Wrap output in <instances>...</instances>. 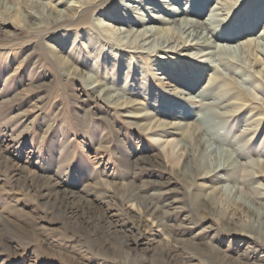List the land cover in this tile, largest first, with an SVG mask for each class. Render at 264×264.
<instances>
[{
    "label": "rangeland",
    "instance_id": "obj_1",
    "mask_svg": "<svg viewBox=\"0 0 264 264\" xmlns=\"http://www.w3.org/2000/svg\"><path fill=\"white\" fill-rule=\"evenodd\" d=\"M20 1L7 5L19 6ZM197 1L196 9H202L201 19L227 18L224 31L238 35L237 42L242 45L249 38L264 34V0ZM66 2L80 9L76 0ZM117 4L118 0H105L98 9L91 10L85 21L57 30L48 27L45 32L41 30L42 37L20 25L25 20L31 22L26 11L19 8V16L11 17L0 8V264H264V219L258 220L238 207L227 193L217 192V184L211 178L196 176L198 171L190 167V160L199 153H187L182 147L183 134L162 130L146 133L111 108L106 114L99 106L84 112L81 99L75 97H85L82 83L61 74L51 60L47 44L68 52L75 45L72 40L65 45L62 35L80 37L74 53L79 59L77 65L91 70L95 57L89 55L87 45L89 38L94 37L95 48H104L103 54L106 52L103 57H118V74L111 71V60H103L100 67L105 70L100 68L99 78L111 79L115 75L120 87L126 85L135 91L130 94L133 98H148L153 103L148 109L156 112L165 111L163 105H155L156 101L176 98L171 103L172 110L177 111L183 96H187H174L173 86L162 84V80L172 81L178 89L189 92L193 84L187 86L185 78L197 80V91L214 79L218 85L209 90L211 97L229 92L231 89L225 84L235 83L264 98V80L258 73L264 71V60L252 66L247 48L238 55L246 68L213 58L208 63V56L202 53L186 57L184 53L159 51L152 55L147 49H139L145 53L123 49L121 45L128 38L119 42L115 36L111 35L109 40L105 35L111 34L112 27H131L115 21L116 16H122L121 21L126 22L136 16L124 9V14L118 11L116 8L122 7ZM171 6L192 5L189 0H162L151 11L164 13L165 7ZM249 23L255 24L252 34ZM137 28L142 27L135 25L134 29ZM246 31L247 35H241ZM129 62L134 64L132 72ZM144 70L154 76L147 83L142 79ZM171 75L183 79L182 82L176 83L169 78ZM246 104L248 107L241 115L235 120L231 118L230 126L219 128V133L229 129L233 140L249 146L243 162L264 160V109L257 102ZM201 109L207 107L203 105ZM111 118L112 121L107 120ZM257 120L256 124L251 123ZM248 122L252 126L259 123V132L251 140L241 139L239 135L249 128ZM252 135L249 133L248 138ZM215 155L209 158L215 159ZM34 174L59 178L58 189L86 196L114 222L116 230L108 235L103 233L104 229L95 231L85 221L88 218L82 205H76L73 213L55 206L54 191L45 183H32ZM258 180L250 186L259 185ZM226 182L234 184L235 180ZM136 191L140 198L129 200L128 196ZM158 192L163 193L157 195ZM149 196L164 206L165 214L160 215L165 216L162 222L166 226L143 213L142 202ZM251 231L257 238L249 237Z\"/></svg>",
    "mask_w": 264,
    "mask_h": 264
},
{
    "label": "bare ground",
    "instance_id": "obj_2",
    "mask_svg": "<svg viewBox=\"0 0 264 264\" xmlns=\"http://www.w3.org/2000/svg\"><path fill=\"white\" fill-rule=\"evenodd\" d=\"M4 1L0 0V8L3 13L7 14V16L12 14L11 17H18L19 13L17 10L19 8L26 11L28 15H31V22L25 20L24 23L20 25H23V27H26L36 35L42 34V37L44 33L41 30H44L45 32V29L48 27L57 30L60 27L70 25L74 22L76 23L77 21H85L89 17L91 10L98 9L99 5L105 0H76V2L80 4V9L74 5L68 4L66 0H55V2L58 1L56 4H53L54 2L52 0H21L19 6H16L15 4L11 6L7 5L8 2H14L15 0ZM118 1L119 5L117 4L116 6L122 7L116 8L118 11L123 13L121 10L124 9L130 15H135L136 18L131 19L132 23L131 21H121L122 16L115 15L118 18L115 19V21H118V23L121 22V24L123 22L131 27L123 28L119 26L116 30H113V27L109 28L111 34L109 36L105 35V38L111 40L110 36L113 35L115 36V41L118 40L119 42L124 38H128V40L121 45V48L123 49L132 48V51L135 53H145L144 51H139V49H147V53L152 55H155L159 51L184 53V56L186 57H194L199 53H202L203 56H208L207 60H205L208 63L211 62L209 59L213 58L215 61H219L223 64L246 68L243 67L244 65L238 58V55L244 50V48H247L251 55L252 66L258 65L264 60V43L262 42L264 34H260L256 38H249L246 44L242 45L241 43H238V35L228 33L229 30L226 32L224 31V29L227 28L225 22L228 20L227 18L222 20H213L214 17L201 19L203 16L201 13L202 9H196L199 4L197 0H189V3L192 5L191 7H165L163 10L165 11L164 13H153L151 11L155 6L157 7L158 1L162 0ZM221 4L224 5V3ZM58 5H63L64 8L57 9ZM249 24V29L251 30L250 33L252 34L255 32L253 28L255 24ZM133 25L141 26L142 28L134 29ZM228 28H230V26H228ZM218 33L222 34L218 35ZM247 34L246 31L241 35ZM62 37L66 38V40H64V42L66 41L64 43L65 45L70 42L69 40H72L75 46H72L68 53L63 47L47 44V47H49L48 53L52 62L59 67L63 76L67 79H77L82 83V89L85 91L86 95L84 98H80V96L75 97L81 99L80 107H83L84 112L89 113L93 108L99 106V108L102 107L105 109L103 114H106L111 108L116 111V113L119 112L123 114L127 118L126 122H129L133 127L146 133L161 130L174 134L182 133L184 138V142L181 141L182 147L187 150V153H190L191 156L192 150L193 153L195 150L199 153L197 156L195 154L190 160V167L195 168V171H198L196 176L211 178L217 184V186L214 187L217 192L227 193L231 196V202L237 204L238 207L245 208V210L249 211L258 220L264 219V160L254 158L243 162L242 157L249 152V146L247 147L246 143L239 142L238 139L237 141L233 140L230 137L229 129L226 130L225 133H219V128L224 125L230 126L231 118L235 120L241 111L243 112V110L248 107V104L246 103L249 101L252 103L257 102L259 108L264 109L263 97L255 96L251 89L241 87L235 83H232L231 85L226 82L225 85H228L227 88L231 90L226 93L221 92L217 96L211 97L209 95V90L218 85L214 79L211 80L204 89L197 91L195 90V83H197V80L194 78H185L187 86L193 84L192 88H188L189 92L178 89L172 84V81L164 82V80H162V84L173 86V90H171V87H169V90H171V93H173L174 96H182L183 94H186L187 96H183V99L187 101L185 102L182 100L183 104H181V107H177L179 108L177 111L172 110L173 104L171 103L176 98H167L160 102L156 101L155 105L156 103L161 104L165 110L164 112H156L148 109V107H150L149 104L152 103L148 98H133L130 94H135V91H130L126 85L120 87L114 77L115 75L112 76L111 79L99 78L100 68L105 70L103 67H100V61L103 60H111L113 63L111 71L118 74V72H116L118 70L116 63L118 62V57H103L106 52L103 54L104 48H95L97 43L95 42L96 40L94 37L89 38V44L87 45L89 55L95 57L91 70L77 65L79 64V59L74 53L76 52L75 50L79 48L78 44L81 42V40H79L80 37L69 34H63ZM190 50H197L199 52H191ZM144 59L147 61V57H144ZM128 66L130 67L129 71L132 72L131 70L134 64L129 62ZM123 68L124 67L121 66V69ZM258 73L261 78L263 76V79H261L263 81L264 71L263 73ZM143 74L142 79H144L146 83L149 82L150 77L151 79L154 78V76L149 74L147 70H144ZM254 76L256 77V73ZM174 77L172 75L169 76V78H172L176 83L182 82L183 80H179L176 76ZM165 79L167 78L165 77ZM164 86L165 85H163V87ZM141 89L144 90V88ZM195 91H197L196 94ZM145 94H147L146 89ZM198 97H202V99H199ZM232 98L234 99L233 101L231 100ZM196 101L200 104L198 105ZM203 105L206 106L207 109L202 110L201 107ZM159 115H165L164 117L172 118L169 120L160 117ZM104 117L106 118L105 115ZM107 120L112 121V118ZM256 122H258V120L251 123L256 124ZM251 123L248 124L249 128L240 133L239 138L242 139L247 137L248 140H251L255 134H258L259 123L257 126H252ZM25 131L27 130H23V132ZM248 131H250L249 133H253L250 138H248ZM21 135L23 134H19V136ZM212 154H216L215 159L209 158ZM248 168L251 169L246 172ZM58 179L59 178H47L44 175L34 174L32 183H45L46 187L53 190L57 196L55 206H58L61 209L64 208V211L66 210L73 213L77 208L76 205H82V208L86 211V218H88L85 221L91 223V227H93L95 231L104 229L103 233L108 235L116 230L114 222L109 220V218L106 217V213L98 208V206H93L86 196H80L70 189H58L57 185L60 184ZM255 179H260V181L258 180L259 185L250 186ZM43 180L47 181L42 182ZM230 180H235V183L232 184L226 182ZM162 193L163 192H158L157 195H162ZM139 198L140 192L128 196L129 200L136 201ZM142 204L143 213L150 214L154 218H157L156 220L161 222L162 225L166 224L165 222H162V219L165 216L162 217L160 215V213H164L162 212L164 206L159 205V201H155L152 196H149L142 202ZM249 237L257 238L253 231H251ZM167 250L168 253H172L173 251L171 248H167Z\"/></svg>",
    "mask_w": 264,
    "mask_h": 264
}]
</instances>
